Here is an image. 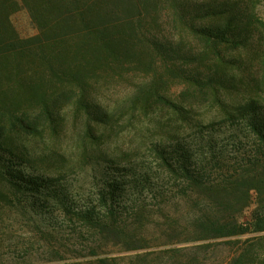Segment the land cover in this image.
Instances as JSON below:
<instances>
[{
	"label": "trees",
	"instance_id": "trees-1",
	"mask_svg": "<svg viewBox=\"0 0 264 264\" xmlns=\"http://www.w3.org/2000/svg\"><path fill=\"white\" fill-rule=\"evenodd\" d=\"M260 3L0 0V206L29 216L57 264H264ZM128 74L132 92L102 110L92 92ZM173 81L186 107L167 96ZM68 108L108 134L163 110L189 132L151 144L154 167L109 166L96 200L75 206L59 179L13 165V139L56 134ZM72 249L86 255L60 263Z\"/></svg>",
	"mask_w": 264,
	"mask_h": 264
},
{
	"label": "rangeland",
	"instance_id": "rangeland-1",
	"mask_svg": "<svg viewBox=\"0 0 264 264\" xmlns=\"http://www.w3.org/2000/svg\"><path fill=\"white\" fill-rule=\"evenodd\" d=\"M258 10L259 15L264 19V0H261ZM139 79L134 74L125 75L123 79L115 80L106 88L94 90L92 97L102 110L112 109L117 100L125 98L132 92L133 83ZM184 90L183 85L173 81L168 85L167 96L175 104L186 107ZM262 96L264 97V92ZM223 97L227 101L240 100V95H236L233 91L225 93ZM197 112V115H203L201 119H204L205 123L213 119L211 116L213 113L206 114L207 112L202 110ZM62 113L63 120L56 134L46 133L40 137L13 139L18 156L13 165L24 175L59 179V185L75 206H81L84 201L96 200L97 187L104 179L106 169H112L110 168L112 165L123 166L130 161L144 167L147 165L154 167L149 164L151 163L148 152L150 145L167 140L173 135H186L189 132L187 124L180 120L172 117L168 123L167 119L173 115L165 110L157 111L145 118L123 121L122 125L125 129L118 135L108 134L107 126L87 120L80 112L68 108ZM89 126L95 129L97 135L103 133L104 137L97 142L87 139L85 133ZM31 222L29 216L19 210L0 206V264L58 263L57 258L49 254L48 244L39 238ZM62 243L64 242L61 240L58 245ZM64 245L69 248L67 244ZM166 248L171 246L157 250ZM226 250L222 246L215 247L211 251L214 261L223 257ZM73 251L75 250L72 249L65 254L63 257L66 260L60 263L75 262L79 260V255H86L79 250L75 253ZM108 251L116 252L115 249ZM113 255L121 254L113 253Z\"/></svg>",
	"mask_w": 264,
	"mask_h": 264
}]
</instances>
